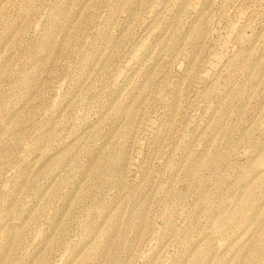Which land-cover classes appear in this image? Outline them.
<instances>
[{
	"label": "rangeland",
	"instance_id": "1",
	"mask_svg": "<svg viewBox=\"0 0 264 264\" xmlns=\"http://www.w3.org/2000/svg\"><path fill=\"white\" fill-rule=\"evenodd\" d=\"M0 264H264V0H0Z\"/></svg>",
	"mask_w": 264,
	"mask_h": 264
}]
</instances>
